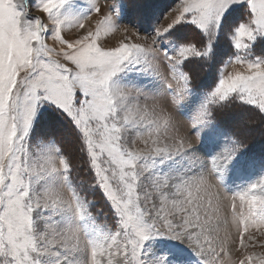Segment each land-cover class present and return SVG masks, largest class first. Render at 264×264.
<instances>
[{"label": "snow or ice", "instance_id": "1", "mask_svg": "<svg viewBox=\"0 0 264 264\" xmlns=\"http://www.w3.org/2000/svg\"><path fill=\"white\" fill-rule=\"evenodd\" d=\"M76 4L0 0V264H264V174L224 188L233 169L264 172V148L249 151L264 137V55L253 56L264 0H176L142 36L116 23L117 0ZM178 28L200 40L160 44ZM121 30L117 43L102 39ZM220 38L235 53L180 115L196 94L192 58L211 67ZM126 71L165 91L121 82ZM49 111L73 126L77 159L43 123ZM205 130L223 140L218 151L194 149Z\"/></svg>", "mask_w": 264, "mask_h": 264}, {"label": "rangeland", "instance_id": "2", "mask_svg": "<svg viewBox=\"0 0 264 264\" xmlns=\"http://www.w3.org/2000/svg\"><path fill=\"white\" fill-rule=\"evenodd\" d=\"M75 3V0H73ZM101 5H104L107 0H99ZM35 3V0H33ZM129 7L126 9L125 4ZM176 3V0H117V5L120 7V15L116 17V23L121 25V29L124 25H127L133 29H136L141 36L150 34L154 31L155 27L161 23L165 14L168 13L169 9L172 8ZM83 4V0H81ZM81 4H76L77 9L81 8ZM114 10V9H113ZM95 18V14H93ZM239 20L238 15H234L230 23L236 24ZM175 35L165 34L161 39V45H167L169 48H173L176 42H188L193 40H200V36L194 33L189 28H178L172 30ZM124 33L117 31L114 34L109 32L107 36L102 34V39H107L109 43H117L119 40L123 39ZM135 38V37H134ZM137 42H142L140 39ZM48 43L51 45L53 41L51 37L48 38ZM217 49V55L208 67L206 64H201L195 58H192L193 63L191 65L193 69L194 77V89L196 94L188 96L183 102L182 111L179 113L182 116L191 114L198 103L201 100V93L210 90L213 86L215 80L218 77V70L229 56L235 53V49L231 47V41L228 39L220 38L218 43L214 45ZM264 55V47L253 49V56ZM251 58V57H250ZM188 63L187 61L185 62ZM233 65H229L226 71H232ZM121 82L133 84L136 87L141 88L145 93L156 95L158 92L165 91L164 81L161 78H155L150 74H145L143 72H124L118 74ZM53 123L60 133V140L62 141L65 148L72 153L73 158H78V153L76 151V134L73 130V126L66 120H62L59 116L55 114L46 113L43 117V123L45 125ZM211 133L205 130L201 141L198 144L193 145L194 149L199 151L204 148L208 151H218L223 146V140L219 139L214 144L209 143V136ZM250 144L249 151L259 152L264 148V137L259 135L256 136L255 140ZM264 172H262L261 166L259 164H254L251 167H246L241 172L231 170L227 174L226 182L224 188L227 192L232 193L235 191H240L247 188L251 183H254ZM89 197L95 200L93 205V212L96 213L97 218L100 222L108 220L111 222L110 209L106 202L102 199L101 195L97 192L89 193ZM98 221V223H99ZM256 251H261L259 247V241H257ZM234 253L233 259H236Z\"/></svg>", "mask_w": 264, "mask_h": 264}, {"label": "trees", "instance_id": "3", "mask_svg": "<svg viewBox=\"0 0 264 264\" xmlns=\"http://www.w3.org/2000/svg\"><path fill=\"white\" fill-rule=\"evenodd\" d=\"M62 119V118H61ZM63 120V119H62ZM251 146H252V143H251Z\"/></svg>", "mask_w": 264, "mask_h": 264}]
</instances>
